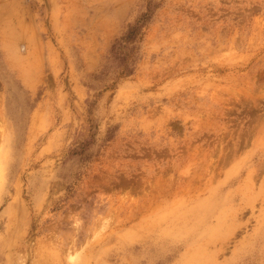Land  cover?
Listing matches in <instances>:
<instances>
[{
  "label": "rangeland",
  "instance_id": "rangeland-1",
  "mask_svg": "<svg viewBox=\"0 0 264 264\" xmlns=\"http://www.w3.org/2000/svg\"><path fill=\"white\" fill-rule=\"evenodd\" d=\"M0 264H264V0H0Z\"/></svg>",
  "mask_w": 264,
  "mask_h": 264
}]
</instances>
